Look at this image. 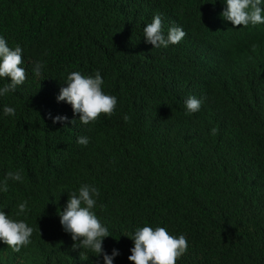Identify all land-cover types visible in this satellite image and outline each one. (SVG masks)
<instances>
[{
    "label": "trees",
    "instance_id": "obj_1",
    "mask_svg": "<svg viewBox=\"0 0 264 264\" xmlns=\"http://www.w3.org/2000/svg\"><path fill=\"white\" fill-rule=\"evenodd\" d=\"M225 7L224 0H0V37L20 45L27 72L0 96V183L9 171L23 176L0 191V210L34 229L20 252L0 241V264H104L90 250H73L60 224L59 210L82 184L99 190L93 211L111 235L104 251L120 253L113 264H132L129 236L145 225L186 237L176 264H264V24L233 26L221 16ZM156 14L165 35L172 26L187 33L179 44L145 42ZM38 61L40 77L32 72ZM72 71L100 72L102 90L117 98L111 116L84 125L57 102ZM6 83L0 78V88ZM189 96L202 101L193 114ZM58 115L68 121L53 123ZM81 136L87 146L77 143ZM24 201L28 211L17 216Z\"/></svg>",
    "mask_w": 264,
    "mask_h": 264
},
{
    "label": "clouds",
    "instance_id": "obj_2",
    "mask_svg": "<svg viewBox=\"0 0 264 264\" xmlns=\"http://www.w3.org/2000/svg\"><path fill=\"white\" fill-rule=\"evenodd\" d=\"M226 7L221 16L226 21H230L233 26L249 25L255 26L264 24V7L262 0H224ZM215 3V2H214ZM145 42L151 44L153 48H167L169 45L179 44L186 36L182 27L172 26L168 29L167 35L162 31V16L156 14L151 23H148L144 29ZM256 45L252 46L253 51ZM22 48L16 45L14 49L10 48L7 41L0 37V78L9 77L11 83H6L0 88V96L14 92L17 86L22 85L27 72L21 65ZM44 64L36 62L32 67V72L36 77L43 75ZM67 86L61 87L57 102H66L71 105L74 115L79 114V122L88 125L97 120L101 114L111 116L116 109L117 98L105 94L102 90L104 80L99 71L94 76H84L79 71H72L67 75ZM202 101L195 96H189L185 100L186 114L198 112ZM3 112L6 116H15L16 109L5 105ZM53 123L68 121L67 116L51 117ZM127 121L129 117L124 116ZM70 123L75 124L72 120ZM211 134L216 135L217 129H211ZM77 143L87 146L89 139L86 136L78 137ZM8 180L23 181L20 171H9L5 180L0 183V191H8ZM99 196V190L92 185L82 184L77 192L69 193V199L63 211L58 212L60 224L64 232L71 234L73 250L87 249L95 256L103 257L104 264H113V260L120 253L113 249L111 255L104 251L102 243L104 238L111 236L107 227H105L97 218L93 209L96 207V197ZM17 216L25 214L28 211L27 201L18 204ZM34 229L29 227L24 220H14L3 210H0V241H3L15 252H20L22 247L31 243L30 237ZM134 246L130 249L131 255L128 260L132 264H176L177 260L186 253L188 241L184 235H170L164 227L157 226L155 229L145 225L138 228L134 234L129 236ZM81 259L88 257L80 252Z\"/></svg>",
    "mask_w": 264,
    "mask_h": 264
}]
</instances>
